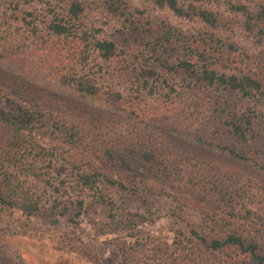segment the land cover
<instances>
[{"label":"trees","instance_id":"obj_1","mask_svg":"<svg viewBox=\"0 0 264 264\" xmlns=\"http://www.w3.org/2000/svg\"><path fill=\"white\" fill-rule=\"evenodd\" d=\"M156 1L204 24L130 0H66L61 12L0 0V215L20 211L12 232L27 234L31 216L99 214L100 233L129 238L116 264H264V0ZM25 3L42 5L44 25ZM91 5L119 21L113 38L83 20ZM225 11L243 18L252 48L220 32ZM120 152L144 170L119 172ZM29 156L44 164L30 171L42 190L8 171ZM156 195L173 205L170 235L139 228L159 218ZM9 254L0 246V263Z\"/></svg>","mask_w":264,"mask_h":264},{"label":"rangeland","instance_id":"obj_2","mask_svg":"<svg viewBox=\"0 0 264 264\" xmlns=\"http://www.w3.org/2000/svg\"><path fill=\"white\" fill-rule=\"evenodd\" d=\"M65 1L53 0L57 7H60L58 12L62 11ZM130 2L143 9L147 16H162L183 28H196L204 24L190 7L184 9V15H178L167 6H160L156 0H130ZM9 7V5L6 6L7 9ZM20 9L32 12L34 22H41L44 25L47 15H43L45 12H43L42 5L31 4L28 6L25 3ZM83 20L89 28H93L96 32L109 38H113L120 27L119 21L115 17L95 5H91L85 10ZM242 22L243 18L239 14L225 11L220 17L217 27L225 36L252 48V36L243 28ZM42 24L40 27H43ZM22 37L24 41L30 39L26 38L27 30L24 31ZM262 101L257 103H260L264 109ZM255 102V100L252 101V103ZM115 163L119 172L127 174H138L144 170V163L126 152H120L116 156ZM43 165L41 161H32L29 156L25 162L11 165L8 171L19 178H25L33 187L42 190L43 183L30 175V171L33 166L39 170V167ZM145 183L153 187L159 186L156 181L151 179L146 180ZM155 190L158 192L157 189ZM155 199L154 215H159V218L154 222H145L139 228L152 234L170 235L169 229L174 219L171 216L173 205L165 195H156ZM98 219L99 214H92L89 218L85 217L76 223H68L63 220L51 223L45 218L35 215L31 216L29 220V224L33 227L30 233L14 234L12 227L19 221L26 220L25 216L18 210H14L10 216L0 215V246L5 245L8 253H12L9 254L11 256L7 262L0 264H116L119 260L116 244L118 241L129 238L124 232L100 233L97 230ZM6 225H9V228Z\"/></svg>","mask_w":264,"mask_h":264}]
</instances>
